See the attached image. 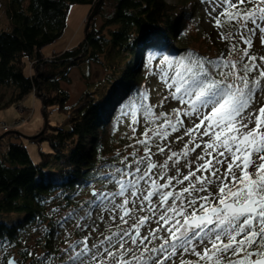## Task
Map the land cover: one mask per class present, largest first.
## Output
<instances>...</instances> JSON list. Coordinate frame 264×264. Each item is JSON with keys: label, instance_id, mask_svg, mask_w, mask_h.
<instances>
[{"label": "snow or ice", "instance_id": "snow-or-ice-1", "mask_svg": "<svg viewBox=\"0 0 264 264\" xmlns=\"http://www.w3.org/2000/svg\"><path fill=\"white\" fill-rule=\"evenodd\" d=\"M201 2L212 6L210 16L220 9L213 26L229 42L227 56H163L156 67L164 99L178 107L156 113L146 96L129 101L122 116L131 115L133 134L138 111L145 125L143 138L128 145L133 151L101 161L82 182L87 198L77 199V190L41 199L49 207L34 217L33 247L0 226V264H176L177 257L179 264H264V106L254 107L264 95V56L257 64L250 54L257 36L264 47V0ZM181 129L176 139L189 138L181 151L161 146ZM53 235L62 246L49 250Z\"/></svg>", "mask_w": 264, "mask_h": 264}, {"label": "trees", "instance_id": "trees-1", "mask_svg": "<svg viewBox=\"0 0 264 264\" xmlns=\"http://www.w3.org/2000/svg\"><path fill=\"white\" fill-rule=\"evenodd\" d=\"M96 1L0 0V110L21 102L34 88L45 97L46 112L54 106L63 114L61 121L48 124L33 139L49 145V151L39 150L37 162L31 160L16 130L0 131V226L11 230L21 245L26 241L30 247L39 235L35 233L34 238L31 231L36 226L34 217L49 207L41 199L62 193L70 196L79 190L76 198L83 200L89 189L82 182L92 179L101 161L111 163L117 152L123 156L128 145L142 138L129 135L122 126L132 118L122 116V111L130 112L129 101L138 96H146L145 103L151 104L147 71L155 60L152 56L172 57L188 51L210 58L221 52L227 56L229 42L220 38V30L216 28V40L192 24L198 10L194 0H111L112 10L106 14V0H101L96 15L88 20ZM73 4L90 7L83 39L44 55L42 49L62 35ZM255 39L250 54L260 64ZM83 62L88 68L92 63L100 65L105 75L96 82L87 81L88 88L68 104L69 93L62 84L69 82V71ZM27 63L30 74L24 71ZM82 72L88 79L89 70ZM8 213L17 217L3 219ZM58 245L53 235L49 250ZM13 251L18 253L19 245Z\"/></svg>", "mask_w": 264, "mask_h": 264}, {"label": "rangeland", "instance_id": "rangeland-1", "mask_svg": "<svg viewBox=\"0 0 264 264\" xmlns=\"http://www.w3.org/2000/svg\"><path fill=\"white\" fill-rule=\"evenodd\" d=\"M195 1V5L197 7L198 10H196L195 12V16L194 19L192 21V24L194 25V27L196 29H198V31H203L206 34L211 35L214 39L219 40V34L217 29L213 26L215 21L213 19V17H215L216 15L219 14L220 9H217V12L212 13V15L210 16L208 13L211 12L212 6L211 5H207L205 3H202L201 0H194ZM112 1L111 0H106L104 8H103V13H110L112 10ZM89 5L87 4H73L70 6L69 10H68V14H67V21H66V27L64 28V31L62 33V35L53 43L46 45L43 50L44 52H46L49 48H61L62 43L66 40L69 39L70 36L74 37L73 40V45H77L84 37V27H85V23L87 22V14L89 12ZM3 20V15L2 12L0 10V21ZM101 18H98V22H100ZM63 41V42H62ZM255 44L257 46V48L260 50V55L261 57L264 56V47L261 46L259 37L257 36L255 39ZM47 53V52H46ZM181 56V55H179ZM163 57H157L152 63H149L148 65V73L147 75L149 76L148 82L150 84V90H151V100L150 103L153 106H157L155 108L156 113H159L160 111H164L166 113H171L172 109L177 108L178 104L176 101H173L171 99H164L167 96V90L165 89L164 84L160 81L159 79V75H158V69L156 67V65H158L160 63V60ZM262 63V62H261ZM84 64V62H83ZM79 65V67L76 68H72L69 73H68V77H69V82L67 83H63L62 86L68 91L69 93V101L68 104L75 102L79 96L88 88L87 86H89V82H96L98 80H100L102 77H104L105 75V71L103 70V68L98 65V64H90L89 68L87 64L84 65ZM37 69V68H36ZM89 70V74H88V79L85 78L83 76V71ZM25 73H28L29 71V65L28 63L25 66ZM36 94V93H35ZM257 102L254 104V107L258 110L260 106H264V95H258L257 97ZM19 104L25 108V112L26 109L29 111H31L30 116H28L25 120V122H23L21 125H19L18 127L14 128L13 130L19 131L25 135H32V134H26L24 132H26L29 129V125L31 126L32 123H34L36 120H38L40 122V127L38 130L41 129L42 125H43V113H42V103H41V98L38 96H34L32 94L26 96L24 99L21 100V102L19 103H15L12 104L11 106L0 110V122H5L7 124H13L14 122L17 121V119H19L20 117L23 118V116L25 115V112H22V114L20 113V110L18 109ZM163 105V107H159V105ZM47 120H48V124L50 125H55L56 123H58L59 121H61L63 119V114L62 112H59L56 107L54 106H49L47 109ZM22 115V116H20ZM137 119L140 120V123L138 125H136V133L133 134L131 128L132 125L130 124L131 118H128L126 120L125 123H123V127L127 130V132L129 133V135L131 136H138L141 137L142 133L144 132V122L142 120L141 117V113L137 116ZM37 121V122H38ZM199 121H197L198 123ZM185 123L186 126H191L187 123V120L185 119ZM36 133V132H35ZM33 133V134H35ZM183 135V129H181L180 132L177 133H173L168 140L161 142V146L164 145H170L171 149L173 151H181L184 147V143L187 142V140L189 139L187 136H184L183 141L177 140L176 137L177 136H182ZM143 138V136H142ZM139 138V139H142ZM207 139V138H205ZM22 143L24 144L31 160L33 162H37L39 160V150L42 151H49V145L48 142L45 140L36 142L33 140H27L22 138ZM135 144V143H134ZM194 145H190V147H192ZM140 147V151L138 153V155H143V148L141 146ZM5 148V145H4ZM153 152H156V148L154 147ZM133 151L132 148L128 149L126 152H124L123 156L127 155L129 152ZM166 153L168 152V148H165ZM197 151H200V149H197ZM194 155V154H193ZM164 159H166V156H153V160L156 161L158 160L159 162H162ZM258 162V161H257ZM183 163V161H182ZM227 165H224V168H226ZM181 171L183 172H187L188 169L183 168L181 169ZM223 171V169H222ZM249 171H254V169H249ZM173 173L170 172L169 175H172ZM199 174V173H198ZM161 183H163V181H161ZM187 184V182H185V185ZM177 191L179 190V186L176 189ZM83 199L87 198V195H83L82 197ZM129 208H131V205H129ZM8 215H10V217H17L16 213H8L5 216H3V219H7ZM141 215H144V213L141 212H136V216L139 217ZM109 224H113V222L111 220H108ZM116 223H119V220L117 219ZM129 223H131V221H129ZM69 227H71L69 225ZM125 227H127V225H125ZM153 227H155V225H153ZM115 229V224H113V230ZM101 231L104 232L105 234L107 233L106 230V225H101ZM142 233L146 234L147 233V229H142L141 230ZM34 238L35 233H33ZM38 236V235H37ZM63 236V232L61 231V238ZM158 243V242H157ZM34 243L31 244L30 247H33ZM58 246H62L59 245ZM192 257V256H191ZM190 256H186L185 259H195V258H191ZM189 259V260H190ZM169 264H171V262H169ZM176 264H179V257L176 258Z\"/></svg>", "mask_w": 264, "mask_h": 264}, {"label": "water", "instance_id": "water-1", "mask_svg": "<svg viewBox=\"0 0 264 264\" xmlns=\"http://www.w3.org/2000/svg\"><path fill=\"white\" fill-rule=\"evenodd\" d=\"M101 0L96 1V3L93 5L91 13L89 14L88 20H90L92 17H94L98 11V7L100 5ZM88 24L85 26V30H87ZM38 92V89L37 91ZM36 96L41 98V103H42V113H43V125L41 127V129L32 135H25L19 131H13L15 133H18L22 138L27 139V140H33L35 138H37L39 135H41L45 129L47 128L48 125V120H47V113H46V101H45V97L41 94H36Z\"/></svg>", "mask_w": 264, "mask_h": 264}, {"label": "crops", "instance_id": "crops-1", "mask_svg": "<svg viewBox=\"0 0 264 264\" xmlns=\"http://www.w3.org/2000/svg\"><path fill=\"white\" fill-rule=\"evenodd\" d=\"M73 40H74V37L70 36L69 39H66L63 43H62V46L61 48H56V47H53V48H49L46 52H44V50L42 49V52L44 55H49L51 52L53 51H58V50H64L66 49L67 47H71V46H74L72 43H73ZM32 71L29 69L28 71V74H30ZM36 120L34 123L31 124V126L29 125V129L24 132L26 134H33L35 132L38 131L39 127H40V122Z\"/></svg>", "mask_w": 264, "mask_h": 264}, {"label": "built area", "instance_id": "built-area-1", "mask_svg": "<svg viewBox=\"0 0 264 264\" xmlns=\"http://www.w3.org/2000/svg\"><path fill=\"white\" fill-rule=\"evenodd\" d=\"M32 63H33V62H32ZM30 65H31V63H30ZM35 93H36V91H35V89L33 88V90H32V94L34 95ZM18 109L20 110V113H21V114H22V112H25V111H24L25 108L22 107L20 104H19V106H18ZM30 114H31V111H30V110L28 111V110L26 109V112H25V115L23 116V118L20 117V118L17 119V121L14 122L13 124H7V123H5V122H0V131H1V132H7V131H9V130H11V129H14V128L18 127V126L21 125L23 122H25L26 118H27L28 116H30ZM20 116H22V115H20Z\"/></svg>", "mask_w": 264, "mask_h": 264}, {"label": "flooded vegetation", "instance_id": "flooded-vegetation-1", "mask_svg": "<svg viewBox=\"0 0 264 264\" xmlns=\"http://www.w3.org/2000/svg\"><path fill=\"white\" fill-rule=\"evenodd\" d=\"M191 257V256H190ZM191 258H195L194 256H192ZM190 259V258H189ZM190 260H193V259H190Z\"/></svg>", "mask_w": 264, "mask_h": 264}]
</instances>
